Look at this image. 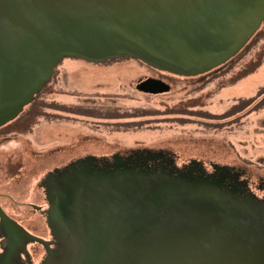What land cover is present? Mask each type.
<instances>
[{"label":"water","instance_id":"obj_1","mask_svg":"<svg viewBox=\"0 0 264 264\" xmlns=\"http://www.w3.org/2000/svg\"><path fill=\"white\" fill-rule=\"evenodd\" d=\"M264 21V0H0V128L16 119L65 58H121L191 77L233 58ZM136 89L166 93L148 78ZM87 155L42 180L51 239L0 206V264H264V200L227 165L205 174L166 154ZM233 180L227 182V180ZM30 264V263H29Z\"/></svg>","mask_w":264,"mask_h":264},{"label":"rangeland","instance_id":"obj_2","mask_svg":"<svg viewBox=\"0 0 264 264\" xmlns=\"http://www.w3.org/2000/svg\"><path fill=\"white\" fill-rule=\"evenodd\" d=\"M251 45L217 71L162 76L170 90L155 95L135 89L139 77L152 72L134 60L63 59L44 92L43 116L24 134H0L1 207L24 220L18 202H38L36 185L47 170L88 154L110 157L130 149L168 151L177 165L195 159L244 169L264 196V107L253 110L264 92L224 117L239 97L252 98L264 85V61L253 74L233 81L238 69L264 50V38ZM105 111L119 115L108 118ZM139 111L149 113L135 116Z\"/></svg>","mask_w":264,"mask_h":264},{"label":"flooded vegetation","instance_id":"obj_3","mask_svg":"<svg viewBox=\"0 0 264 264\" xmlns=\"http://www.w3.org/2000/svg\"><path fill=\"white\" fill-rule=\"evenodd\" d=\"M262 25V24H261ZM261 27V26H260ZM260 29V28H259ZM243 49V48H242ZM241 49V50H242ZM240 50V51H241ZM239 51V52H240ZM238 52V53H239ZM237 53V54H238ZM236 54V55H237ZM235 55V56H236ZM131 58H121V59H117V60H111V61H107L103 64H107L109 62H121V61H125V60H130ZM232 59V58H231ZM131 60H134L136 62H138L139 64H141L142 66H144L146 68V70L152 72V74H143L139 77L137 83L135 84V89H136V86L148 79V78H154V79H157V80H160L164 83H166L167 85H169L167 82H165L163 80V77L162 76H165V75H168V76H173L175 74H172V73H169V72H165V71H161V70H158V69H155L153 67H150L138 60H135V59H131ZM229 61V60H228ZM227 61V62H228ZM225 64V63H224ZM223 64V65H224ZM222 66V65H221ZM220 67V66H219ZM218 68V67H217ZM216 69V68H215ZM214 70V69H213ZM211 70V71H213ZM56 71V70H55ZM209 71V72H211ZM207 72V73H209ZM207 73H204V74H201V75H205ZM201 75H196V76H201ZM54 76V75H53ZM52 76V78H53ZM175 76H179V75H175ZM181 77H184V76H181ZM191 77H195V76H191ZM191 77H185V78H191ZM51 78V80H52ZM50 80V81H51ZM170 86V85H169ZM137 90V89H136ZM144 93V92H143ZM145 94H149V93H145ZM155 95V94H153ZM15 120V119H14ZM12 122V121H11ZM10 123V122H9ZM7 123V124H9ZM6 124V125H7ZM4 125V126H6ZM2 126V127H4ZM1 127V128H2ZM0 128V129H1ZM130 150H137V149H130ZM128 150L127 152H125V155H128L129 154V151ZM151 150V149H150ZM151 151H156V152H162L163 154H168V156H170L172 159H173V162L174 164L177 166V168L179 169H182L183 167H185L186 165H188V163L191 161L189 160L188 162L186 163H183L181 165H177L176 164V161H175V157H174V154H171L170 152L168 151H165V150H162V149H158V150H151ZM88 155H91V154H88ZM114 155H121V156H125V155H122L120 153H114L112 154L110 157H105V156H101V157H105L107 159H111L112 156ZM163 155V158H161V160L165 161L166 160V156ZM87 156V155H85ZM84 157V156H82ZM97 157V156H96ZM81 158V157H79ZM78 159V158H76ZM76 159H73V160H70L68 161L66 164H64L63 166L71 163L72 161L76 160ZM192 160H195V159H192ZM203 165V169H204V172L205 174H209V173H212L213 172V165H222V164H217V163H213V162H210L208 165L206 163H204L203 161H200ZM63 166H58V167H63ZM229 166V165H227ZM20 167V166H19ZM18 167V170H20V168ZM230 167H233L234 171L237 173V177H236V181H244L245 182V191L246 193H249V194H252L255 198L257 199H260V200H264V196H260L259 195V191H257L253 186H252V182L250 181V178L249 176H247L245 173V170L244 169H241V168H237V167H234V166H230ZM54 168H57V166L53 167L52 169L50 170H47L44 175L40 178V180L38 181L36 187H37V190L38 192H36L38 194V197H37V201L38 202H27V201H24V202H18V205H20V207H22V213H23V219H19V218H15L14 216L12 215H9L6 214L13 220H15L20 226H22L27 232L31 233L32 235H35L37 237H40L42 239H45V240H50L51 239V235H50V231H49V228L47 226V223H46V215H45V211L47 210L48 208V204H47V201L45 199V194H44V189L43 187L41 186V183H42V180L44 179L45 175L52 171ZM16 176V175H15ZM233 180H227V182H231ZM260 189V188H259ZM39 195H40V198H39ZM1 206V205H0ZM4 210V209H3ZM38 231H42V233H38ZM43 234V235H42ZM2 238L0 237V251H1V242H2ZM26 250L28 252V255H29V258H25V257H22V264H39L41 262V260L44 258L45 256V250L43 248V246L39 243H36V242H33V243H28L26 245Z\"/></svg>","mask_w":264,"mask_h":264},{"label":"trees","instance_id":"obj_4","mask_svg":"<svg viewBox=\"0 0 264 264\" xmlns=\"http://www.w3.org/2000/svg\"><path fill=\"white\" fill-rule=\"evenodd\" d=\"M263 26H264V21L260 27V29L250 38V40L248 41V43L243 47V49L236 55L234 56L232 59H230L228 62H226L224 65L214 69V70H219V68H223L224 66L228 65L232 60H234L235 58H237L249 45H253L254 43L259 42L260 40H262L264 38V32H263ZM251 45V46H252ZM264 61V50L262 49V47L259 49V51H257L254 56L252 58H250L248 60V62H246L244 65H242L238 71L237 74L234 76L233 81L235 80V82L244 79L245 77H247L248 75L253 74L263 63ZM213 70V71H214ZM212 72V71H211ZM52 81V80H51ZM51 81L46 85V87L38 94L35 96L33 102L31 104H29L28 106H26L22 113L12 122H10L9 124H7L6 126L2 127L0 129V134L1 133H26L28 132L34 124H36V121L39 117L43 116L44 114V105H43V95L44 92L50 87V83ZM232 81V82H233ZM233 82V83H235ZM232 83V84H233ZM224 87V86H222ZM264 92V85L261 86L258 89V92L256 94V96L252 97V98H245V97H239L237 100V103L232 105L222 116L224 117H229L231 115H233L236 112H239L242 108V106L248 105L251 102H254L255 99L257 97H259L262 93ZM242 105V106H240ZM264 107V101H260L259 103H257L256 108H254L253 110H258V108H262ZM180 110V109H179ZM173 112H177V113H181L178 112V110L174 111L172 110L171 113ZM149 112H137L134 115L135 116H144V115H148ZM170 113V110L167 112ZM105 114L108 115L107 117L111 118V117H116L119 114H116L114 111H105Z\"/></svg>","mask_w":264,"mask_h":264}]
</instances>
